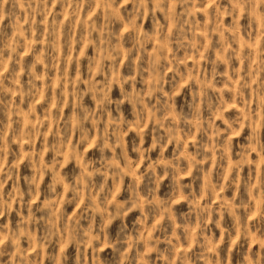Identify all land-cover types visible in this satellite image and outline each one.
<instances>
[{
    "label": "clouds",
    "instance_id": "1",
    "mask_svg": "<svg viewBox=\"0 0 264 264\" xmlns=\"http://www.w3.org/2000/svg\"><path fill=\"white\" fill-rule=\"evenodd\" d=\"M0 264H264V0H0Z\"/></svg>",
    "mask_w": 264,
    "mask_h": 264
}]
</instances>
